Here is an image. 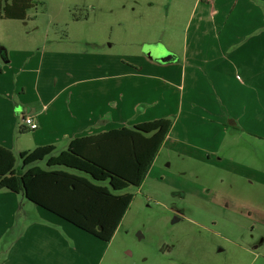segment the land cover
<instances>
[{"label":"crops","instance_id":"0c3cea01","mask_svg":"<svg viewBox=\"0 0 264 264\" xmlns=\"http://www.w3.org/2000/svg\"><path fill=\"white\" fill-rule=\"evenodd\" d=\"M216 1L219 8L214 10ZM229 2L228 12L225 0L199 2L202 15L185 27L186 45L179 59L141 58L126 65L118 56L69 50L54 40L32 48L0 45V145L16 155L51 145L57 155L73 139L159 119L124 124L132 119L125 112L131 114L141 97L139 91L129 100L134 104L127 103L125 81L136 82L138 88L143 78L146 98L153 100L148 112L158 111L157 80L164 82V97L174 93L178 98L159 151L172 147L216 167L252 173L230 157L227 149L234 140L224 139L229 128L232 138L251 134L264 141V0ZM29 114L38 124L32 133L23 122ZM103 243L22 194L0 191V264H87Z\"/></svg>","mask_w":264,"mask_h":264},{"label":"rangeland","instance_id":"374dc122","mask_svg":"<svg viewBox=\"0 0 264 264\" xmlns=\"http://www.w3.org/2000/svg\"><path fill=\"white\" fill-rule=\"evenodd\" d=\"M36 2L30 18L0 20L1 47L32 48L54 40L69 50L118 56L128 65L141 58L159 62L170 55L183 57L185 27L202 15L199 2L205 0ZM230 3L225 0L226 12ZM213 8H219L217 1ZM205 12L207 16L208 7ZM142 80L138 88L125 81L127 103L134 104L129 100L141 91L139 105L131 114L125 112V118H132L124 121L126 126L163 115L171 119V105L178 100L174 93L164 97V82L157 80L158 111L148 112L153 100L146 98L147 81ZM234 136L228 128L224 140H234L229 155L252 173L216 167L163 146L142 184L124 190L133 194L129 208L110 241L96 247L97 257L92 254L87 264H264V141L251 134Z\"/></svg>","mask_w":264,"mask_h":264},{"label":"trees","instance_id":"16d2710c","mask_svg":"<svg viewBox=\"0 0 264 264\" xmlns=\"http://www.w3.org/2000/svg\"><path fill=\"white\" fill-rule=\"evenodd\" d=\"M36 1L0 0V19L23 20ZM171 125L159 118L76 138L57 155L51 145L17 156L0 145V191L20 193L109 242L133 198L124 190L142 184Z\"/></svg>","mask_w":264,"mask_h":264},{"label":"built area","instance_id":"2783aa9c","mask_svg":"<svg viewBox=\"0 0 264 264\" xmlns=\"http://www.w3.org/2000/svg\"><path fill=\"white\" fill-rule=\"evenodd\" d=\"M237 78L239 79L238 76H237ZM23 122H24V126L28 130H35L38 127L36 120L34 119L33 115H31V114L24 116Z\"/></svg>","mask_w":264,"mask_h":264},{"label":"water","instance_id":"95a60500","mask_svg":"<svg viewBox=\"0 0 264 264\" xmlns=\"http://www.w3.org/2000/svg\"><path fill=\"white\" fill-rule=\"evenodd\" d=\"M20 128H21V127H18V129H17L18 133H19V134H24L23 132H20Z\"/></svg>","mask_w":264,"mask_h":264}]
</instances>
